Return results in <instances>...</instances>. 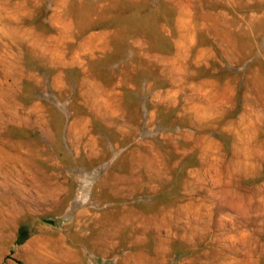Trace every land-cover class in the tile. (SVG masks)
Returning <instances> with one entry per match:
<instances>
[{
  "label": "rangeland",
  "instance_id": "obj_1",
  "mask_svg": "<svg viewBox=\"0 0 264 264\" xmlns=\"http://www.w3.org/2000/svg\"><path fill=\"white\" fill-rule=\"evenodd\" d=\"M0 264H264V0H0Z\"/></svg>",
  "mask_w": 264,
  "mask_h": 264
}]
</instances>
